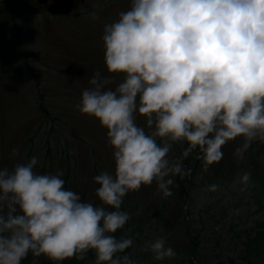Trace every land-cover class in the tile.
Segmentation results:
<instances>
[{
    "label": "clouds",
    "instance_id": "9594fccd",
    "mask_svg": "<svg viewBox=\"0 0 264 264\" xmlns=\"http://www.w3.org/2000/svg\"><path fill=\"white\" fill-rule=\"evenodd\" d=\"M102 40L108 73L124 79L113 90V79L95 72L74 106L99 121L113 149L114 173L93 178L102 206L66 189L62 171L35 172L36 157L0 169V212L7 209L0 264H21L29 253L57 264L82 261L89 251L95 264H135L125 254L133 239L114 235L131 219L121 211L129 192L155 182L168 198L174 177L190 175L183 161L193 152L206 172L226 143L243 138L233 153L238 163L254 142L264 143V0H131ZM185 142L170 159L173 144ZM236 182L247 191L251 173H238ZM142 250L155 261L177 255L164 235Z\"/></svg>",
    "mask_w": 264,
    "mask_h": 264
},
{
    "label": "rangeland",
    "instance_id": "374dc122",
    "mask_svg": "<svg viewBox=\"0 0 264 264\" xmlns=\"http://www.w3.org/2000/svg\"><path fill=\"white\" fill-rule=\"evenodd\" d=\"M27 1H0L6 18L0 24V169L11 170L32 157L38 160L34 171L43 163L47 170L63 166L70 174L67 189L75 186V192L85 195L83 201L102 206L93 178L104 171L114 173L113 149L99 121L74 106L91 87L89 80L95 72L111 77L108 87L113 90L124 79L123 74L108 73L102 37L105 25L129 10L131 0H74L69 14H50L45 3ZM136 123L147 133L153 130L138 113ZM242 139L226 143L222 159L206 172L199 161L191 201H180L175 177L173 195L168 198L162 197L155 182L123 198L121 211L131 219L114 235L133 234L135 264H228L229 258L235 264H248L249 259L264 264V236L245 254L246 233L240 231L264 221V209H258L263 189L252 184L255 191L249 187L241 192L236 182L241 172H250L255 180L264 177V143L254 142L238 163L233 153ZM185 143L173 144L169 158H179ZM13 149L19 155L13 156ZM212 184L219 185L218 191H206ZM6 212L4 208L0 214ZM186 224L200 233V243L189 256L192 263L185 260L189 250ZM161 235L175 250V258L155 261L151 252L142 250L146 242Z\"/></svg>",
    "mask_w": 264,
    "mask_h": 264
},
{
    "label": "trees",
    "instance_id": "16d2710c",
    "mask_svg": "<svg viewBox=\"0 0 264 264\" xmlns=\"http://www.w3.org/2000/svg\"><path fill=\"white\" fill-rule=\"evenodd\" d=\"M21 1H25V0H21ZM27 2H31V0H28ZM2 3H4L2 1ZM3 9L0 6V24L4 23L6 21V18L4 17L3 13H2ZM185 147H187V143H185ZM197 153L193 152L188 158L184 159L183 164L185 166V169H191V173L190 175L186 176L185 178L181 179L179 176L175 177V182L177 185V190H178V194L180 197V201L183 202H187V201H191V194H192V189L193 186H195V181H194V175L196 173V167L199 163V159H196ZM52 159V158H51ZM53 167V166H51ZM48 168L46 165L43 163L40 165V167H38L36 169L35 172L39 173V174H44V173H48L49 174H55L58 171H62L64 173L63 179L65 180V182L67 181V176H70V174H67L69 169L61 166V167H56L55 168ZM66 172V174H65ZM254 176V175H253ZM257 178V177H256ZM251 188L255 191V189L257 190H261L263 189L264 192V177L263 176H259L257 180L254 179V177H251ZM255 189H254V186ZM260 187L262 189H260ZM65 188L67 189L68 187L65 185ZM70 190L75 191V186L71 187ZM260 194V192L256 193L255 196L258 197ZM81 198H83L85 195L83 193H80ZM85 198V197H84ZM184 205V204H182ZM181 205V209L183 208V206ZM258 209H264V198L259 199L258 200ZM183 214V213H182ZM168 224V228H171V224ZM260 228V229H256ZM185 231L187 233V237H188V242H187V247L189 248L188 252H187V256L185 258V260L189 263H192L191 259L189 258V256L192 254L193 250L195 251V249L198 247L199 243H200V236H199V230L197 228H193L190 227L189 225L186 224L185 227ZM240 231L245 232V241H243L244 244V250L243 252L246 254L248 253L249 247L253 244V246L256 248L254 242L256 240H258L260 237L264 236V221H260V222H256L254 224V226L252 227H248V228H244V229H240ZM130 233H126L125 235H123L124 237H130ZM239 236V233H236ZM133 235V234H132ZM122 236V237H123ZM121 238V237H120ZM133 247L131 246L129 249L126 250L125 254H128L133 260L136 258V255H133ZM186 255V253H185ZM249 258H247L248 261ZM67 262V264H95V253L93 251H89L86 255V258L82 261H78L75 258H71V259H65L62 262H59V264L63 263V262ZM21 264H57V262L50 260L49 258H47L44 255L41 256H34L31 253L28 254V256L21 262ZM152 264H158L156 262L152 263ZM162 264V263H160ZM163 264H175V261H166ZM228 264H235L234 263V259L229 258L228 260ZM248 264H256L254 261L250 260L248 261Z\"/></svg>",
    "mask_w": 264,
    "mask_h": 264
},
{
    "label": "water",
    "instance_id": "95a60500",
    "mask_svg": "<svg viewBox=\"0 0 264 264\" xmlns=\"http://www.w3.org/2000/svg\"><path fill=\"white\" fill-rule=\"evenodd\" d=\"M38 2H46L47 0H37ZM75 6L74 0H50L47 10L53 14L69 13Z\"/></svg>",
    "mask_w": 264,
    "mask_h": 264
}]
</instances>
